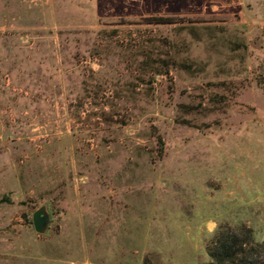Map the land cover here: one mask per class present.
I'll list each match as a JSON object with an SVG mask.
<instances>
[{
	"label": "rangeland",
	"instance_id": "rangeland-1",
	"mask_svg": "<svg viewBox=\"0 0 264 264\" xmlns=\"http://www.w3.org/2000/svg\"><path fill=\"white\" fill-rule=\"evenodd\" d=\"M24 9L32 14L5 16L16 25L1 32L45 45L42 60L56 61L44 68L61 77L13 83V65L0 64V264H116L115 254L120 264L123 253L133 263L137 249L142 264H207L217 230L264 242V154L253 165L244 152L234 168L225 151L226 141L264 138V0ZM119 169L142 177L147 217L156 212L140 241L99 215ZM96 189L105 196L87 201ZM43 205L52 222L39 234L32 214Z\"/></svg>",
	"mask_w": 264,
	"mask_h": 264
},
{
	"label": "crops",
	"instance_id": "crops-1",
	"mask_svg": "<svg viewBox=\"0 0 264 264\" xmlns=\"http://www.w3.org/2000/svg\"><path fill=\"white\" fill-rule=\"evenodd\" d=\"M26 0H0V64H12L13 67L9 71V75L11 76L13 83H19L17 81L18 78L24 77L25 79H31L39 82L40 84H49L52 85V83L57 84L60 82V75H52L50 70H46L44 68V65L49 63L53 64L55 63V59H48L41 58L42 52H44V46L42 45L40 48L35 47L33 49L27 48V46H23L20 44V42L15 39L13 36H10V32L6 35H4L1 31L7 29L8 31H11L14 29V26L16 24L14 23H7L4 22L5 16H13L14 14H21L22 18H25L27 15L32 14V12L27 11L24 9ZM49 0H45V3H48ZM43 10L46 9L42 7ZM49 7L46 9L48 10ZM5 28V29H4ZM7 38H10L11 40H7ZM43 50V51H42ZM6 53V55H5ZM8 54V55H7ZM5 67H0V74L1 73H7V70H5ZM1 79V77H0ZM25 85V84H24ZM1 87V86H0ZM6 89V88H5ZM2 90V88H1ZM50 90V89H49ZM1 95V94H0ZM259 136H252L251 138H236V140L232 141H226L227 149L226 154L229 156V159L235 161L234 168L242 167L241 164L238 161V157L248 155L250 158V161L253 163V165L256 164L255 160L259 159L264 154V146H259L261 143L263 144L264 138ZM223 142V141H222ZM224 143V142H223ZM247 145L239 146V144ZM222 144V143H221ZM235 144V145H234ZM234 145V146H233ZM246 153L245 155L243 153ZM236 155H235V154ZM248 158V159H249ZM263 164L260 165L262 167ZM129 170L127 169H119L114 170V176H113V183L117 186V188H113L111 190H108L107 196L111 197V202H108L106 207H101L100 205H97V207L105 208L106 210L100 212V216L104 218V222L112 223V224H118V225H124L122 229L123 236L125 238H128V236H131V239L133 240H142V236L144 237L145 234H147V226L149 224V221L153 223L155 222V213L154 210L150 211L151 217H147V203H146V197L147 193L145 191H142V186L145 185L144 181H142V177L140 176L138 178H135L133 180V177H129L128 174ZM133 181L135 182V186H133ZM130 182V184H129ZM72 193V191H69ZM157 191L153 193V196L155 197L153 200L156 202L157 197ZM77 196V195H76ZM86 200H95L98 197L105 196L104 192L99 191L96 189L94 192L90 191L86 195ZM161 200L163 199L162 196H160ZM206 200V197H204ZM123 201V204H121L120 201ZM208 200H211V195H208ZM162 205V203H161ZM87 206V205H86ZM84 205V208H90L94 209L95 205L92 203L91 205H88L86 207ZM66 207H68V204L66 203ZM80 204H76V209L81 208ZM154 209V208H153ZM85 212V211H84ZM154 213V216H153ZM70 214V213H69ZM66 214V217L69 215ZM83 214V211L76 210V223H79V217ZM70 216V215H69ZM68 218V217H67ZM211 216L209 215L208 220L205 222L203 221L204 225H207L212 222L210 219ZM150 219V220H149ZM182 223H186L184 220ZM192 224H196V222L193 220L191 221ZM195 227V226H194ZM192 235L194 238L195 233L197 230L194 228L191 230ZM194 233V234H193ZM187 234V232H186ZM141 244L139 245V247ZM143 253L139 251L138 249L133 252V256H135L134 262L131 263L128 262L126 259L129 257L130 253H123V256L125 258L124 261H120V264H142L143 263ZM119 255L115 254V263L117 264V261L119 263Z\"/></svg>",
	"mask_w": 264,
	"mask_h": 264
},
{
	"label": "trees",
	"instance_id": "trees-1",
	"mask_svg": "<svg viewBox=\"0 0 264 264\" xmlns=\"http://www.w3.org/2000/svg\"><path fill=\"white\" fill-rule=\"evenodd\" d=\"M168 23H173L169 18ZM7 198L0 199L5 202ZM247 238L241 240L235 232L215 231L214 237L206 247L209 258L207 264H264V242H254L248 231Z\"/></svg>",
	"mask_w": 264,
	"mask_h": 264
},
{
	"label": "water",
	"instance_id": "water-1",
	"mask_svg": "<svg viewBox=\"0 0 264 264\" xmlns=\"http://www.w3.org/2000/svg\"><path fill=\"white\" fill-rule=\"evenodd\" d=\"M264 48V46H263ZM52 219L50 212L47 210L46 206L43 205L35 210L32 214V224L35 232L43 234L47 231Z\"/></svg>",
	"mask_w": 264,
	"mask_h": 264
}]
</instances>
